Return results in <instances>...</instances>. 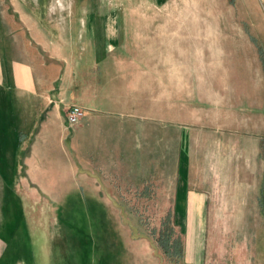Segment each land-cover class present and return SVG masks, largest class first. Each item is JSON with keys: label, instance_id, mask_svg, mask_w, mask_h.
I'll list each match as a JSON object with an SVG mask.
<instances>
[{"label": "rangeland", "instance_id": "1", "mask_svg": "<svg viewBox=\"0 0 264 264\" xmlns=\"http://www.w3.org/2000/svg\"><path fill=\"white\" fill-rule=\"evenodd\" d=\"M87 18L134 20L140 31L143 20L160 21L161 28L151 23L144 40L150 45L152 66L158 71L159 63L166 62L164 200L151 198L136 203L146 218L144 226L134 213L126 211L123 203L97 200L88 194L81 196L77 189H72L76 195L39 197L63 176L78 177V145L71 144L75 152L72 156L59 138L60 154L55 160L50 157L37 161L36 170H24L17 154L21 150L17 138L21 124L16 122L14 113L16 104L22 102L14 97L11 83V87L0 90V216L13 214L22 234L33 236L28 244L39 249L40 261L42 251L38 244L50 247L65 238L69 264H161L148 232L156 237L160 231L173 228L174 236L179 237L187 227L186 220L173 219L175 204L170 202L179 135L184 129L190 134L194 158L192 181L196 188L207 190L215 198L207 204L208 217L200 220L199 225L203 229L204 264H214L211 249L219 261L264 264V218L256 212L254 202H235L238 194L244 193L237 186L238 180L246 183L247 196L256 195L255 185L264 161V154L258 156L264 115H245L239 108L244 101H260L264 97L256 58V53L264 50V0H0V67L3 62L10 70L11 60L25 57L32 61L39 56L32 39L34 32L24 27L29 20L38 21L49 35L62 37L64 30L71 37L75 30L71 27L73 21ZM179 76L184 79L183 90L175 89ZM191 77L196 80L193 85ZM162 96V90H152V152L158 145V115L159 109L161 114L164 109ZM27 113L23 126L34 132L37 117L32 122L30 110ZM66 125V130H72L77 123ZM160 125L162 128V122ZM30 144L22 146L31 147ZM134 157V176L121 181L130 183V193L139 192L144 183H154L155 180H142L139 169L154 166L158 156L152 154L148 161H142L138 154ZM228 182L230 188L226 187ZM68 189L65 186L61 190ZM223 191L226 195L220 202L217 199ZM33 199L39 202H32ZM134 199L135 196L129 200ZM196 223L192 224L194 230L188 223L189 231L197 232ZM36 251L31 252L37 254Z\"/></svg>", "mask_w": 264, "mask_h": 264}, {"label": "crops", "instance_id": "2", "mask_svg": "<svg viewBox=\"0 0 264 264\" xmlns=\"http://www.w3.org/2000/svg\"><path fill=\"white\" fill-rule=\"evenodd\" d=\"M123 21L111 18L77 19L71 26L75 28L71 37H67L64 30L62 37H56L51 33L49 35L38 21L29 20L30 23H26L24 27L34 32L32 39L39 56L32 61L25 57L20 61L11 60L10 70L6 63H1L0 90L7 89L12 83L14 97L22 102L14 108L16 122L21 124L17 131L21 150L17 154L21 156L22 168L33 171L36 170L35 162L47 161L50 157L55 160V156L60 154L59 138H62L72 156L75 152L72 151L71 144L77 142L78 145V165L81 171L78 177L63 176L58 182H54L47 194H40L39 197H60L62 193L63 196H69L74 194L72 189H77L81 196L88 194L97 200L122 203L133 196L144 195V190L149 189L146 194L153 197L152 201L164 200L167 192L166 62L159 63L157 71L152 66L149 42L144 40L146 33L150 32L151 23H156L160 28L161 25L158 20H143V29L140 31L136 29L138 24L135 25L134 20L124 21L126 24ZM256 54L264 82V50H259ZM190 81L191 85L196 82L192 77ZM175 85V89L183 90L184 79L179 76L175 79ZM157 88L163 91L164 109L162 114L159 109V129L156 133L158 145L152 152L151 109L154 103L152 104L151 99L152 90ZM261 98L260 101H256V98L253 102L244 101L239 108L245 115L263 116L264 97ZM159 99L161 100V96ZM71 105L81 106L84 114L72 130H66L69 126L66 125L65 110ZM29 110L33 116L32 122L37 117L35 122H38V126L33 128L34 132H28L23 126L25 112ZM136 140L139 141L138 145ZM26 143H31V147L24 148L22 144ZM136 154L142 161L145 158L150 160L152 154L158 156L154 166L139 169L142 180L155 181L148 185L144 183L137 193H130V183L121 181L129 175L131 178L134 176ZM259 155L262 156L261 152ZM193 159L190 134L181 129L170 202L175 204L173 219L187 221V227L183 229L186 241L185 263L204 264V252L201 249L203 229L199 225L202 224L200 220L208 217L207 204L215 198H211L207 190L196 188L192 181ZM129 163L132 164L131 167ZM17 164L15 167L18 170ZM263 167L264 161L255 185L256 195L250 193V197L247 196L246 183L238 180L237 186L243 188L244 193L235 198V202L239 203L254 202L261 218H264V209L259 205V192ZM65 186L69 189L61 190ZM226 187L230 188L231 182ZM228 193L231 197V192ZM224 194L223 191L217 200L222 202ZM229 201L231 202V198ZM32 202L39 200L33 199ZM12 215L0 216V264H69V249L65 238L61 243L50 247L38 244L42 251L40 261L39 249L32 243L28 244L33 236L27 234L26 237L22 234L18 229L20 223ZM188 223L192 229V224L196 223L197 232H193L194 229L189 231ZM29 249H37V254ZM210 253L215 259L214 264H232L228 259L216 260L213 249ZM240 260L241 258L238 263Z\"/></svg>", "mask_w": 264, "mask_h": 264}, {"label": "trees", "instance_id": "3", "mask_svg": "<svg viewBox=\"0 0 264 264\" xmlns=\"http://www.w3.org/2000/svg\"><path fill=\"white\" fill-rule=\"evenodd\" d=\"M261 51V50H260ZM261 154H264V136L261 138ZM21 163V161H20ZM14 172L17 174V169L14 167ZM149 190V189H148ZM147 189H145V193L143 195L135 196L134 200H129L127 202H122L127 210L132 213H134L139 222L146 226L145 222V217H143L142 213L139 212V208L136 205V203H142L146 200H151V198L148 196L149 193ZM260 197H259V205L264 209V167H263V172L260 178ZM141 200V201H139ZM173 228H168L166 229L167 231L165 232L163 230V233L160 231L157 236L152 232H148L147 236L149 239H151L155 246H156V251L157 255L159 257V263L161 264H186L185 263V235L184 233H181L178 236H174L173 234Z\"/></svg>", "mask_w": 264, "mask_h": 264}, {"label": "built area", "instance_id": "4", "mask_svg": "<svg viewBox=\"0 0 264 264\" xmlns=\"http://www.w3.org/2000/svg\"><path fill=\"white\" fill-rule=\"evenodd\" d=\"M84 114V109L78 105H71L66 110V119L70 125L78 123L79 119Z\"/></svg>", "mask_w": 264, "mask_h": 264}]
</instances>
